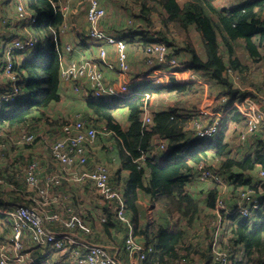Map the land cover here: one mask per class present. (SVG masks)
<instances>
[{
  "label": "trees",
  "instance_id": "16d2710c",
  "mask_svg": "<svg viewBox=\"0 0 264 264\" xmlns=\"http://www.w3.org/2000/svg\"><path fill=\"white\" fill-rule=\"evenodd\" d=\"M57 1L24 0L22 7L41 18L39 23L29 27L30 32L39 38V41L46 39L49 43H41L29 52L14 53V57H20L22 54L24 56L21 60V57L14 59L12 73L15 80L5 77L7 87L0 93L1 143L6 140L2 135L7 134V127L41 121L57 125L64 123L53 122L47 114L50 106L61 100V59L54 49V38L62 33L64 17L60 9L53 6ZM14 2L17 3L16 9L21 7L18 0ZM136 3L141 15L152 16L161 11L162 22L166 25L174 23L183 28L192 26L199 31L206 43L207 59H200L193 54L189 63L191 68L209 73L223 89L226 88L223 95L232 98L250 96L246 94L247 92L241 93L239 88H235L226 72L228 68L239 71L244 69L239 58L235 56L234 43L237 41H243L252 59L260 60L264 57V0H250L227 9L219 8L210 0H188L183 6L179 5L177 0H136ZM18 18L21 19L19 16ZM20 30L25 33L23 29ZM25 37L26 35L20 38ZM153 38L145 34L143 47L145 50L151 48ZM220 43L228 50L229 59L222 58ZM2 58L1 56L0 64L4 65ZM2 71L5 72V69ZM14 86L18 87V91L15 92ZM188 86L189 83L177 84L167 90L184 93ZM134 90L138 94L126 100H85L86 114H83V118L95 123L101 120L104 131L110 130L113 133L112 138L119 143L115 146L121 158L118 173L121 175V172H126L127 175L117 180L124 184L121 189L127 199L128 214L135 225V236L139 242L142 241L152 248L144 264H178L188 258V255L181 253L183 250L192 251L197 245L202 246L199 241H187L186 228L201 218L203 207L209 212L214 210L218 212L217 200L221 197L217 183L216 187L208 191L205 201L192 192V182H195L192 179L194 166L206 162L210 157L221 159V168L230 174L227 186L234 191L240 187L247 188L264 202V193L259 192L264 185L263 179L255 180L252 175L245 173L253 172L257 167L264 171V139H259L253 156L249 155L243 159L229 157V146L225 141L222 126L214 137L217 142H199L189 131L193 117L181 114V109L176 105L154 110L151 112V122L145 123L143 114L149 101L147 94L151 96L153 93H160L164 88L155 87L154 83L145 81L136 84ZM4 92L14 94L16 97L13 100H6L1 96ZM120 107L127 108V127H123L117 118ZM229 114L232 116L233 124L244 121L239 112ZM155 139L158 142L156 143L158 153L154 150ZM11 145L14 144L6 143V151L9 152L15 147H25ZM2 176L6 183L0 186L2 193L21 199L26 191L20 183L21 179L27 184L24 174ZM11 188L19 190H10ZM141 195L154 202L155 207L151 205L153 208H159L162 214L159 223V217L152 223H139L140 211L147 210L141 203ZM226 202L231 208L230 212L224 214L229 222L231 244L242 245L245 248L246 264H264V208L246 216L240 209L238 199ZM174 214L181 215L186 221L183 229L177 227L173 230L169 227L168 217ZM107 217V222L103 223V232L109 234L114 227H120L115 220L112 221V218H115L112 212L109 211ZM4 221L0 228L3 230V236H6L10 234L11 223L7 217ZM201 254L207 259L206 264L213 263L211 245H208L206 251ZM188 262L185 261V264Z\"/></svg>",
  "mask_w": 264,
  "mask_h": 264
},
{
  "label": "rangeland",
  "instance_id": "374dc122",
  "mask_svg": "<svg viewBox=\"0 0 264 264\" xmlns=\"http://www.w3.org/2000/svg\"><path fill=\"white\" fill-rule=\"evenodd\" d=\"M187 1L188 0H177L179 5L181 6H183ZM212 1L215 2L220 7H223L224 5L236 7L246 2H249V0H223V1L212 0ZM18 2H19L18 5H20L21 3H24V0H18ZM99 2L101 4L99 5V8L105 9V15L100 23L101 28L104 29L105 31L108 30L111 32H115L117 34H121L126 30H131V31L144 30L145 33L154 37L153 38L154 40H152L150 44L151 49L149 48L145 50L143 48V50H141L139 47H142V45L139 44L132 46L131 44L128 43V53L126 54V59H120L121 62L118 59L108 58L106 59L107 64H104L102 60L100 61L98 59H93L95 63L99 66V71L101 72L102 77L106 82L110 84H114V86L116 87H124V85H126L127 82L135 81V80L138 81L137 82L135 81V83L132 82L133 84H140L145 81L154 82L155 80L166 81L167 79L165 78V74H167L169 79H174L173 77H176L177 79L182 80L183 82H181V84H183L184 82L189 83L187 91H185L184 93H177L176 91H168V90H161L160 93H153L150 96L149 101L147 103L148 110L150 112H153L154 110H160L176 105L181 109V114L193 117L189 127V131H191L192 137L195 136L200 129L202 130L203 128H206L210 125H217L219 128L218 131H220V126H222L223 127L222 129L225 132V141L228 143L229 146V150H228L230 151V153L228 154L229 157L243 159L246 156L254 155V152L258 146L259 139H264V125L260 126L256 130V132L247 134L246 141L243 142L240 139V136L246 130L245 129L246 120L243 119L244 121L238 124H233L231 122V115L228 114L230 113L229 107L226 108L227 103L226 101L223 100L224 98H226V100L229 101V97L223 95L224 89L226 90V88L223 89V87L215 79H213L209 73L203 70L193 69L189 64L193 54L195 56H199L200 59H207V55H206L207 53L205 48L206 43L199 31H197L192 26L190 28H183L174 23L170 25H166L165 23L162 22L163 18L161 16V11H158L155 15L152 16L141 15L136 0H101V1L99 0ZM15 4L17 3L14 2V0H0V57L2 56L3 57L2 59H5V52L2 53L3 48H5L4 41L6 39L9 40V38L11 37L12 39L21 37V33H20L21 28H25L28 31H30L28 27L25 25L26 24L25 22H23L22 26H19L20 21L17 19V9ZM89 6H90L89 0H79L77 2V7H78L77 14H79L81 17V27H84L85 25L84 18L86 15H88ZM4 18L6 20H3ZM4 21H6L7 25H11L15 30L13 33L11 31V35L10 36L7 35V38H2V35L4 34L2 32L5 29L9 30L7 29V26H4L2 24ZM44 40L45 41H43V43L45 44L47 41L46 39ZM70 40H72V38ZM70 40L69 38L64 37V44L74 42ZM59 42L61 43L60 39ZM47 43H49V41ZM236 43H234L235 56L239 58L244 69L243 71H239L228 68L226 72V76H229L232 79L234 83V87L239 88L241 93L247 92L246 94H250V96L254 95V97H256L258 100L264 102V57L261 58L260 60L252 59L247 49L244 47L243 41L240 40L237 41ZM94 47H98V46H94ZM80 52H82V50H80ZM220 54L222 55L223 59L230 58L228 50L225 49L223 45L220 46ZM109 55L114 57V51L109 50ZM23 56L24 54L20 56L21 58L18 56L16 57L17 59L20 58L21 60ZM92 56L95 57L98 56V50ZM16 57H13L12 59H15ZM82 60H86V59H82ZM77 61H81V60L77 59ZM14 62L15 61L13 60V64ZM103 65L107 66L105 67L106 69L104 68ZM161 66H162V69L160 70L161 74H155L154 70L158 69ZM2 69L6 70V66L1 65V70ZM139 73L142 74V76L139 79H130L132 78L130 74L136 75ZM7 74H8L7 71L5 72L0 71V81H2L5 84H7L5 77L7 78L10 77V76L8 77ZM125 76H127V78L124 79L126 81H123V78ZM162 87H166V86H162ZM73 93L76 96L71 95L72 93L71 94L65 93L64 96H62L64 97V100L51 105L47 112L49 117H52L59 122H64L63 125L50 126L49 123L44 121L42 122L41 127L59 129L60 127L64 126L67 123H73L77 119H84L83 114L84 115L86 114V112H84L85 99L78 93L77 94L75 92ZM250 96L248 97L251 98ZM241 98H237L236 100H240ZM256 105H259V103ZM259 111L261 112L263 111L262 107L259 109ZM234 112L235 110L233 109V113ZM117 118L119 119L121 124L126 123L127 121L126 107L119 108ZM100 122L102 121L99 120L98 122L101 125ZM229 123L230 125H227ZM38 127H40V125H38ZM101 127L103 126L101 125ZM96 128L99 131V136L96 144L90 148L91 155L95 151L96 154L98 155L97 148L99 146H102V149H105L103 151L105 155H110L111 151L107 150L108 145H106L107 144L106 139H110V140L112 139L110 137L108 138L104 137L105 131L101 130L97 126ZM67 129L69 131H72L71 124L68 125ZM8 132H13V130H9ZM53 136L54 134L51 133L49 136L48 135L46 136V134L44 135L47 142H50ZM12 139H14V137ZM72 140L74 142H77V136H74ZM211 141L217 142V139ZM93 142H95V140ZM207 142L210 141H206L204 143ZM156 143H158L157 139H155L154 150L155 153H158L159 150ZM96 145L99 146L97 147ZM46 149H48V144L43 142L41 143L40 141H38L36 143L27 144L25 147H22L20 149H13L11 152L10 151L8 152L5 151L6 147H4L0 141L1 157H3V154L5 153L7 154L10 153L9 156L10 159H12L14 154L19 155L23 153L24 156L31 157L29 162L22 163L23 168L29 169L30 166L33 165H37V167H39L40 173H39V177H37L39 187L37 188V187L29 186L30 190L38 189L39 194H40L39 190L44 192L47 191L50 192L52 189H54L51 184H48L47 180L53 178L54 175L64 174L60 166L62 164L61 162L58 163L59 166L58 170L54 172L51 171L48 173L47 170L51 166L47 165L46 161H48V163H50V165L52 166H54L57 163L49 157V154L46 152ZM113 157H115V154H112V157L110 159H112ZM87 159L93 161L95 159V156L92 157L89 156ZM221 162H222L221 159L210 157L206 162H203L200 165L208 169L218 171L223 175L224 180L227 181L230 174L226 173L225 170L221 168L222 167ZM89 163L90 161L88 162V164ZM87 165L86 166L75 165V168L72 170V172H75L76 177L79 178L77 183H80L82 181L85 182L91 181L88 179L81 180L80 178L84 173L89 172L83 170V168L87 167ZM105 165H107L111 173L110 179L111 177L113 179L116 178V174L114 173L113 168H111L107 163ZM260 172H261V168L257 167L256 170H254L253 172L248 171L245 173L248 175H252L253 179L255 180L263 179L262 182H264V177L260 174ZM193 173L197 178L196 166H194ZM255 180L253 181L254 183ZM91 182L93 183V181ZM109 184L112 187V189L114 188L113 192L118 195L114 198L113 201L106 200L101 195V193L97 191V186H96V191L100 194L98 196L100 201H102L103 203H107L109 205H115L118 201V197H121L122 193L121 190L113 184L112 180H110ZM192 185H193L192 192L195 193L197 197L203 199L204 201L207 199L208 191L216 187L214 181H196V182H192ZM219 187H220L221 197H225L226 200L238 199L242 206V211L243 212L248 211V213L250 212V207L246 206L243 198L247 195L252 196L253 193L251 192V190H248L247 188L244 187H240L239 189L234 191L233 188L230 189L228 186L224 188L223 186L219 185ZM259 192L264 193V185ZM1 196L3 195L1 194ZM5 196H9V194L6 193L4 194V197ZM14 198H15L14 202H21L16 200L18 199L16 198V196H14ZM39 199L46 201L45 198L39 197ZM48 202H52V200ZM24 203L30 204L29 201H24ZM148 205L149 207L151 205L155 207V204L152 200H150ZM216 207L219 210L218 212H216V210H214L213 212H209V210H206V208L203 207L201 218H199L195 222V224L193 222L192 224L189 225V228H186L188 229L186 231L187 241L189 242L199 241L201 242L202 246L197 245L196 246L197 248L195 247L196 248L195 251H194L195 248H193L192 251L183 250L181 253L183 255H188V258L187 260H182L178 262V264H185V261H189L191 262V264H204V263L206 264V258H203L200 254L196 252L202 253L206 251L208 245H211L212 247V255L214 259L212 264H215L218 253H224V255L228 257L227 258L229 261L228 264L247 263L245 259V248H241V246L240 245L237 246V244L232 245L230 242L231 236L228 233L229 222L226 216L224 215L231 211L230 206L227 205V212L220 211V209L223 210L225 209V206L222 204H218ZM151 210H153L151 212L152 221L153 222L157 221L159 217L158 220L159 223L162 217L159 208L157 209L152 208L150 209V211ZM110 212L113 213L114 217L116 216L115 214L116 212L114 208H111ZM212 214L214 215L212 216ZM177 216L178 219H176L175 221L173 220V226L171 227L173 230H175L177 227L183 229V227L186 226V221L182 218V216L179 214H177ZM173 217L174 216H169L168 218H173ZM5 218L6 215H3V218L0 220V226L3 225V223L5 222L4 221ZM219 218H222V220H220ZM146 222H149V216L146 215V211L144 210L140 211L139 223L144 224ZM169 227H170V223H169ZM0 229L1 231H3L2 228ZM49 230L51 232L60 231L53 229H49ZM63 230H65V228ZM67 231H69V229H67ZM215 233L218 234L220 233L222 235V239L218 242H215L214 240ZM109 234L113 236L112 241L114 242V245L121 244L122 242H124L122 239L123 235L120 229H113V231ZM140 244L143 247L148 246L146 243L142 241H140ZM117 246L121 248L120 245ZM123 247H125V244L123 245ZM6 248H8L6 245H0V250L1 249L6 250ZM238 251L240 253L237 254ZM237 259L239 260L236 262ZM144 263L145 262H143V264Z\"/></svg>",
  "mask_w": 264,
  "mask_h": 264
},
{
  "label": "built area",
  "instance_id": "2783aa9c",
  "mask_svg": "<svg viewBox=\"0 0 264 264\" xmlns=\"http://www.w3.org/2000/svg\"><path fill=\"white\" fill-rule=\"evenodd\" d=\"M90 6L88 10L87 20H88V32L86 33V43L87 46H98L99 55L95 58L79 57L81 61L77 59H70L65 61L66 53H73V50L79 54V50L72 45H67L65 50H62L59 38L56 37L55 46L60 52L61 63V73L60 80L64 87H69L76 94L78 93L85 99L89 100H104L112 101L117 98H124L126 95H130L132 92V82L129 81L124 85V87H116L114 84L106 82L101 72L99 71V66L95 63L93 59L102 60L104 64H107L106 59H126L127 54V42L123 37H117L104 29L101 28L100 23L105 15V9L99 8V0H89ZM19 4V3H18ZM24 3H21L17 12L18 16L24 21L26 20V26H30L33 23H37L39 18L34 16L25 7H22ZM56 6V4H54ZM25 22V21H24ZM40 39L37 37H28L25 39L13 38L4 41L5 45V59L4 66L8 72L7 76L15 80V75L12 73L14 53L17 51L26 52L33 50L40 44ZM110 47L114 51V57L109 55ZM149 49V48H148ZM151 49V48H150ZM86 59V60H82ZM104 67H107L103 65ZM162 66L154 70L155 74H161ZM165 74V73H164ZM127 76L123 78L126 81ZM166 81L157 80L161 86L170 87L174 84H181L182 80L173 77L174 79H169L168 75L165 74ZM131 79V78H130ZM156 81V80H155ZM183 84H186L185 82ZM15 92L18 91V87L14 86ZM2 97L6 100H13L16 95L7 94L4 92ZM245 96L240 100H234L229 107V111L235 110L239 112L244 120H246V130L241 134L240 139L245 142L247 134L256 132V130L264 125V102L258 100L256 97ZM224 101L226 98L223 99ZM259 105H256L258 104ZM262 107L263 111H259ZM252 114V116H251ZM143 121L145 123L151 122V112L148 110L147 105L143 114ZM71 124L72 131L67 129L68 125ZM96 124L92 121L86 119H77L73 123H67L63 126L61 131V136L52 141L49 147L50 158L57 164L61 162V169L64 174L54 175L53 178L47 180L48 184L57 185L61 183L62 179L76 180L75 172L72 170L75 165H87L90 159L89 156H95L96 151L91 155L90 148L93 147L99 136V131L96 128ZM217 125H210L206 128L200 129L195 138L199 141H209L214 139L218 131ZM8 131L10 129H7ZM3 134L4 140L3 146L6 143H12L16 146H26L27 144L36 143L38 140H42V135L36 132H29L26 128H21L17 132H8ZM104 131V129H103ZM16 132V133H14ZM77 136V142H74L72 138ZM14 137V139H12ZM95 140V142H93ZM97 146V145H96ZM164 146H162L163 148ZM40 169L37 165L30 166L26 169L25 180L30 187H39L38 179ZM94 173V174H92ZM197 178L194 175V179L197 181H214L224 188L227 187V182L224 177L218 171L208 169L199 164L196 166ZM92 174V175H91ZM260 174L264 177V171L261 170ZM0 173V186H4L5 179ZM88 175V176H85ZM81 180L88 179L93 181L95 189L97 186V191L108 201H113L116 193L113 192L110 186V172L106 165L97 164L96 167L84 173ZM4 183V184H3ZM3 184V185H2ZM96 193L100 195L98 192ZM40 194H37L36 201L39 204L31 205L25 204L24 202H5L0 205V214L6 215L11 223L10 237L7 240L0 238V245H6L8 248L0 250V264H29L32 262L33 253L32 249H43L51 250L56 253H60L63 256L68 255V260L71 264H143L145 260L148 259V254L152 252L151 247H143L135 236V229L131 218L128 215V204L127 199L123 195L118 197V201L115 205H109L110 208L115 209V214L122 224H124L127 229V236L125 238L124 253L126 254L124 259L119 255L117 251L111 253L109 249L98 242H90L87 240V236L92 234V227L87 224L81 217L77 215L72 216L69 219H63L58 215H51L43 217L40 213L41 206L45 205L46 202L51 201L49 198V193L39 190ZM40 198H45L46 201H41ZM246 206L250 207V212L242 213L246 216L251 215L254 211L261 210L264 208V202L260 201L254 195H247L243 198ZM222 204L225 206L224 211H227V202L225 197H220L217 201V205ZM238 204L240 201L238 200ZM241 205V204H240ZM242 210V206L240 207ZM223 209H220L222 211ZM219 211V210H218ZM127 213V214H126ZM222 220V218H219ZM49 221L60 222L64 225L65 230L58 232H51L46 225ZM67 221V222H66ZM69 229V231H67ZM54 230V229H53ZM31 235L33 239L32 248H26L24 241L26 239V234ZM14 234V237H13ZM1 236V235H0ZM11 238V240H10ZM222 239V235L215 233L214 240L218 242ZM83 250L86 251L83 253ZM240 253L239 251L237 254ZM242 257V256H241ZM240 257V258H241ZM45 264H56L52 259L43 256ZM228 257L224 253H218L216 257L215 264H228ZM239 260V259H237Z\"/></svg>",
  "mask_w": 264,
  "mask_h": 264
},
{
  "label": "crops",
  "instance_id": "0c3cea01",
  "mask_svg": "<svg viewBox=\"0 0 264 264\" xmlns=\"http://www.w3.org/2000/svg\"><path fill=\"white\" fill-rule=\"evenodd\" d=\"M78 1L79 0H58L56 2L57 7L60 9V11L62 12L63 17H64V24H63V27L61 30L63 34L61 33L58 37L61 41L60 45H61L62 50H65V46H67V45H72L75 48H77V50H79V51L82 50V52H80V55L78 53H76L74 50H73V53H69V52L66 53L65 58H64L65 61H68V60L74 59V58L78 59L80 56L81 57L85 56V57H89V58H95V56H92V55L94 53H96L98 50V47L87 46V43H86L87 38L85 36L86 33L88 32L87 15L84 18L85 25H84V27H81V17L79 14H77V10H78L77 2ZM210 1H212V0H210ZM218 1H223V0H218ZM218 7L223 8V9H227V8H230L231 6L224 5L223 7H220V6H218ZM138 14H140V13H138ZM77 16H78V18H77ZM17 19L20 21V23L24 22L23 20L18 18V12H17ZM3 20H6V19L4 18ZM2 24L4 26H7V29H9V30L5 29L2 32V33H4L2 35V38H7V35L10 36L11 31L13 33L15 30L11 25H7L6 21H4ZM108 32L117 36V37H124L126 39L127 43L131 44L132 46L139 45V44L142 45V47H139V48L141 50H143L144 37L146 34L144 30H142V31L126 30L125 32H122L121 34H117L115 32H111V31H108ZM20 33H21V37L24 35H26V37L34 36L30 31H27L25 33H22V32H20ZM64 37L69 38V40L72 38V40H70V41H72V42L74 41V42L64 44ZM9 39H12V37ZM19 39H20V37H19ZM63 46H64V48H63ZM106 47L108 48V45ZM205 48H206V46H205ZM109 50H112V49L110 48ZM4 52H5V48H3L2 53H4ZM0 70H1V64H0ZM130 76L132 77L131 79H139L142 76V74H140V73L136 74V75L130 74ZM137 81L138 80H136V82ZM135 85L136 84H134V86ZM6 87H7V84L0 81V93L3 92L4 89H6ZM62 87L63 88H61V100L60 101L64 100V97H62V96H64L65 93L66 94L72 93L71 95L76 96L73 93V90H71L69 87H64V86H62ZM236 99L237 98L229 97V101L227 103L230 104L232 101H234ZM50 118L53 120V122L57 121L56 119H54L52 117H50ZM231 118H232V116H231ZM42 122H44V121L37 122L34 124L29 122V123H26V124H23L20 126L7 127V128L10 130L16 131V132L21 128H26L29 132H37L39 134H44V135L46 134V136L47 135L49 136L50 133L54 134V136L52 137V140L50 142H44V141L38 140L41 143L43 142V143L48 144V149H46V152L49 154L50 143L52 141L56 140L60 136L61 127L59 129L44 128V127H41ZM47 123H49V122H47ZM49 124H50V126H59L57 124H51V123H49ZM38 125H40V127H38ZM61 125H63V124H61ZM122 126L127 127L128 126V120L126 121V123L122 124ZM16 132H14V133H16ZM112 135H113V133L110 130L109 131L107 130V134L104 136L106 138L110 137L112 139V140L106 139L107 144L105 143L106 145H108L107 150L111 151V154L105 155L103 153V151L105 149H102V146L98 145L99 146L97 148L98 155L96 154L95 159L93 161L90 160V163L87 165V167L83 168V170L91 171L89 169L93 170L97 164L106 162L111 168H113V171L116 174V178L113 179L111 177L113 184L122 191L121 186H123L124 184L119 183L117 178L124 177L127 175V173L121 172V175L118 173V171L121 168V158L119 157L115 146H118L119 143H118V141H115L112 138ZM12 146L13 145H11V147ZM20 148H22V147H15V149H20ZM11 151L12 150H10V152ZM9 154L10 153H8V154L5 153V154H3V157L0 156V170H1V172L4 173L7 177H10L12 174H15V175L25 174V171L27 168H23L22 163L23 162H25V163L29 162L31 157L24 156L23 153H21L19 155L14 154L12 159H10ZM112 154H115V157L110 159L112 157ZM49 157H50V154H49ZM46 163H47V165L51 166L47 170L48 173L51 171L54 172V171L59 169L58 164H55L54 166H52V165H50V163H48V161H46ZM82 167H84V166H82ZM76 170H77V167H76ZM41 175H42V173H41ZM20 183L24 186V189H26V191L22 195L21 199H16V200L22 201V202L29 201V203L31 205L39 204V201L35 200L37 194H39L38 189L37 190H30L29 189L30 187L27 184H25L23 179H21ZM93 184L94 183H92L91 181H89V182L82 181L80 183H77L76 180L62 179L61 183H59L57 185H52L54 189H52L50 192H48L49 196L51 198L50 200H52V202H46L45 205L41 206V208H39L40 213L43 217H47V216H51V215H58V216L62 217L63 219H66V220L71 218L74 215H77L78 217L83 218L90 225V227H92V231H93L92 234L87 236V240L90 242H98V243L105 245L111 253H114L115 251H117L119 253V255L122 257V259H124V257H125L124 247H123L124 242H122L121 244L114 245V242L112 241L113 236H111L108 233L103 232V223L107 222L108 212L110 211L111 208L108 206L107 203H103L102 201L99 200V198H98L99 195L96 193V189H95V186ZM15 187H16V185H15ZM10 190H14V189L11 188ZM16 190H19V189H15V191ZM1 194L3 196H1ZM16 194H18V193H16ZM14 201H15L14 196L9 195V196L4 197L2 190H0V205H1V203L14 202ZM148 201L150 202V199L147 196L141 195V203L144 206V208L147 209L146 215H148V209H149V207H148L149 202ZM2 218H3V215L0 214V220ZM113 220H115V222L120 227V228L114 227V229H120L121 230L122 235H123L122 239L124 241L125 237L127 236V232H128L127 227L124 224L120 223L117 220L116 216H115V218H112V221ZM46 225L48 227H50L51 229H54V230L62 231L64 229V225L60 222L49 221L48 223H46ZM114 225L117 226L116 224H114ZM0 235H1L2 239H4V240H7L6 238L10 237V234H6V236H3V234L0 233ZM24 244H25L26 248H28V249H31L33 247L32 246L33 239H31V235L29 233L26 234V239L24 241ZM117 245H120L121 248L118 247ZM29 246H31V247H29ZM241 248H244V247L241 245ZM32 250H33V253L31 255H33V256H32L31 261H29L32 263H29V264H45L44 263L45 258H43L44 255L46 256V258L52 259L56 264H71L68 260V255L63 256L62 254L56 253V252L51 251V250H43V249H32ZM85 252L86 251L83 250V253H85ZM196 253H198L202 256L201 253H199V252H196ZM206 262H207V259H206ZM188 264H191V262H188Z\"/></svg>",
  "mask_w": 264,
  "mask_h": 264
},
{
  "label": "clouds",
  "instance_id": "9594fccd",
  "mask_svg": "<svg viewBox=\"0 0 264 264\" xmlns=\"http://www.w3.org/2000/svg\"><path fill=\"white\" fill-rule=\"evenodd\" d=\"M54 4H56V2H54L53 3V6H54ZM55 8H57V5L56 6H54ZM34 16H37L38 18H39V20H38V22L37 23H39L40 21H41V18L39 17V15H37V14H35ZM37 23H33V24H31L30 26H28V29H30L29 27H31V26H33L34 24H37ZM21 29H23L24 30V32H27L28 30L27 29H25V28H21ZM33 37H35V36H33ZM25 38H27V37H25ZM24 38V39H25ZM56 38V37H55ZM55 38H54V45H55ZM124 38V37H123ZM21 39V38H20ZM39 39V38H38ZM125 39V38H124ZM42 40H44V39H42ZM126 40V39H125ZM41 43H43V41H40V44ZM39 45V44H38ZM109 49H110V47H108ZM36 49V48H35ZM54 49L59 53V55H60V52L58 51V49L56 48V46H54ZM34 50V49H33ZM29 51H32V50H29ZM29 51H26V52H29ZM24 53V52H23ZM127 53H128V43H127ZM79 55H80V51H79ZM98 55H99V47H98ZM96 57H98V56H96ZM61 59V58H60ZM61 63H62V60H61ZM105 68V67H104ZM61 73V72H60ZM60 82H61V80H60ZM135 83V82H134ZM152 83H154V86L155 87H160V88H164V90H167L169 87H162L157 81H152ZM155 84H157V85H155ZM174 85H177V84H174ZM174 85H172V86H174ZM172 86H170V87H172ZM134 84H132V92L130 93V95H126L124 98H117V99H114V100H126V99H128V98H131V97H133L134 95H137L138 93H136L135 92V90H134ZM61 88H63L62 87V84H61ZM148 96H147V98L149 99L150 98V95L149 94H147ZM85 99V98H84ZM85 100H89V99H85ZM96 101H99V100H96ZM113 101V100H112ZM233 102V101H232ZM231 102V103H232ZM230 103V104H231ZM229 103H227V106L228 105H230ZM227 106H226V108H227ZM229 112H233V110H231V111H229ZM236 112V111H235ZM229 114V113H228ZM94 124H96L97 125V127L98 128H100L101 130H103V128L102 127H100V124L99 123H95V122H93ZM222 123V122H221ZM63 127V126H62ZM62 127H61V131H62ZM6 129H8V128H6ZM37 133V132H36ZM37 134H39V133H37ZM107 134V130L105 131V135ZM43 137H42V140L41 141H44V142H47L46 141V139H45V137H44V134H41ZM213 140V139H212ZM209 141H211V140H209ZM4 142V141H3ZM38 142V141H37ZM199 142H206V141H199ZM3 144V143H2ZM6 146V145H5ZM4 146V147H5ZM97 147H98V145H97ZM99 164H103V163H99ZM105 165V164H104ZM199 165V164H198ZM107 166V165H106ZM197 166V165H196ZM194 171V170H193ZM110 172V171H109ZM193 173V172H192ZM1 174H3V175H5L4 173H1ZM111 176V175H110ZM193 181H197L196 179H194V173H193ZM112 180V179H111ZM113 182V181H112ZM227 182V181H226ZM122 192V191H121ZM123 193V192H122ZM123 195L125 196V194L123 193ZM228 205V204H227ZM150 209H152V206H150L149 207V209H148V216H149V222H153L152 221V219H151V212L153 211V210H151L150 211ZM254 213V212H253ZM128 216L130 217V215L128 214ZM171 216H174L173 218H168V220H169V222H170V227H172L173 226V220L175 221L176 219H178V216H177V214H174V215H171ZM117 218V217H116ZM131 218V217H130ZM83 219V218H82ZM84 220V219H83ZM118 220V219H117ZM85 221V220H84ZM131 221H132V219H131ZM86 222V221H85ZM120 222V221H119ZM87 223V222H86ZM121 223V222H120ZM132 223H133V221H132ZM177 223V222H176ZM88 224V223H87ZM133 226H134V229H135V225H134V223H133ZM172 229V228H171ZM0 232H1V234H2V231L0 230ZM126 238V237H125ZM124 243H125V239H124ZM241 246V245H240Z\"/></svg>",
  "mask_w": 264,
  "mask_h": 264
}]
</instances>
